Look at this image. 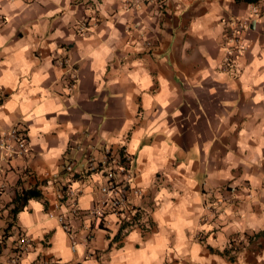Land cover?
<instances>
[{
    "label": "crops",
    "instance_id": "0c3cea01",
    "mask_svg": "<svg viewBox=\"0 0 264 264\" xmlns=\"http://www.w3.org/2000/svg\"><path fill=\"white\" fill-rule=\"evenodd\" d=\"M0 95V264H264V0H0ZM122 149L135 213L93 220Z\"/></svg>",
    "mask_w": 264,
    "mask_h": 264
},
{
    "label": "built area",
    "instance_id": "2783aa9c",
    "mask_svg": "<svg viewBox=\"0 0 264 264\" xmlns=\"http://www.w3.org/2000/svg\"><path fill=\"white\" fill-rule=\"evenodd\" d=\"M246 27L244 22H238L237 25H233V30L230 33V43L233 44L230 47L226 57V64H230L229 60L235 56H239L244 51V45L240 42L239 38L241 31ZM71 87V86H70ZM3 96L0 95V100ZM0 150L8 158H23L29 153V146L26 140V136L15 129H11L4 134L0 139ZM66 171H71V167L65 168ZM86 171L90 173H97L104 176L105 183L100 188L101 194L104 199L90 210L89 215L94 220L96 218L103 219L107 215H114L117 218L129 217L135 213L134 207L128 202V194L140 196L142 192L134 187V179L136 177V170L134 166V158L125 150L122 149L118 154L111 151L105 152V157L101 163H95L90 157H87ZM67 196L72 198L73 205H75L74 199L76 192L73 189H68ZM74 214L77 213L75 206L73 207ZM49 216H53L49 214ZM58 222L62 228L68 233L71 248L75 245V235L70 231V226L63 218L62 215H56ZM88 241V237L85 238V242ZM29 246V240L26 237H22L17 241V245L14 247L11 253L9 264H18L21 255L26 251ZM93 253H88L86 256L92 258ZM42 264H58L57 262H43ZM80 264V263H77Z\"/></svg>",
    "mask_w": 264,
    "mask_h": 264
},
{
    "label": "trees",
    "instance_id": "16d2710c",
    "mask_svg": "<svg viewBox=\"0 0 264 264\" xmlns=\"http://www.w3.org/2000/svg\"><path fill=\"white\" fill-rule=\"evenodd\" d=\"M237 1H244V2H246V3H251V4H253V3H257V2H259L260 0H237ZM31 193V192H30ZM31 196V194H27V193H21V194H18L17 196H16V198H15V203H17V204H20L21 206L24 204V202L26 201V199L28 198V196ZM19 207L20 206H18L17 205V207L16 208H14V210L12 211L13 213H16L17 212V210L19 209Z\"/></svg>",
    "mask_w": 264,
    "mask_h": 264
}]
</instances>
